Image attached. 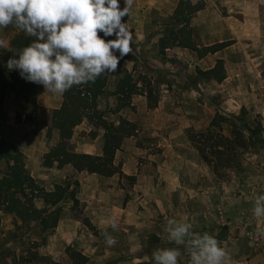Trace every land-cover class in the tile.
Returning a JSON list of instances; mask_svg holds the SVG:
<instances>
[{
    "label": "rangeland",
    "instance_id": "1",
    "mask_svg": "<svg viewBox=\"0 0 264 264\" xmlns=\"http://www.w3.org/2000/svg\"><path fill=\"white\" fill-rule=\"evenodd\" d=\"M204 2L206 6V0ZM218 8L227 15L226 8L219 4ZM168 19L159 29L150 25L147 39L163 34ZM262 21L264 29V15ZM2 31L17 33L12 25ZM250 48L222 50L206 59L201 68L196 66L198 56L193 51L189 50L183 57L185 60L180 61L173 48L165 57L161 56L157 43L146 49V54L162 62L170 61L172 65L171 71L157 74L147 63L140 62L142 51L135 47L124 60L134 63L131 71L142 89H147L148 82L152 83L158 107L163 102L161 112H154L153 116L147 114L144 103L147 98L143 100L139 95H136V104L131 101L128 107L116 112L119 99L114 92L120 78L114 73H108V87L99 100V108L105 112L108 121L116 124L121 117L128 119L129 116L138 117L139 124H153L152 120L159 116L160 124L188 125L185 136L175 138L177 147L164 154L166 149L159 147L161 138L152 137L148 129H140L136 145L147 148L149 155L159 153L161 156L156 161L149 156L136 157L134 170L129 168L134 172L130 176H123L121 170L118 185L128 194L122 205L127 207L131 202L132 208L131 214L120 220L115 230L111 226L103 229L94 226L81 204L78 210L74 206L67 210V203H71L68 200L61 204V217L65 210L71 211V216L81 225L69 246L60 242L49 247V235L43 233L40 226L20 227L21 222L13 215L0 213V264H75L67 254L68 247L85 253L89 258L87 264H153L155 250L178 247L181 251L179 264H191L186 246L169 241L166 230L169 219L191 223L194 234L213 235L227 252L226 264H264V236L260 235L264 231V217L257 218L253 214L256 197L264 194V143L245 152L240 168L230 170L220 178L203 162L191 143L186 145L185 142L190 129L196 132L212 129L217 113L225 117L242 116L251 127L261 125L264 128V41L260 46ZM220 58L235 77L228 89L199 75V71L207 70ZM121 72L122 78L127 72ZM161 88H166V92L162 93ZM238 88H245V91ZM17 114L22 119L27 113L20 110ZM32 114L36 121L35 112ZM224 128L228 134V127L225 125ZM261 136L264 138V131ZM126 152L131 154V146ZM6 166L0 176L6 172ZM159 166L162 168L158 169ZM156 199H160L161 204ZM37 206L43 208L44 205L39 201ZM105 232L116 238L114 246L106 245ZM50 251L55 252L54 255H49Z\"/></svg>",
    "mask_w": 264,
    "mask_h": 264
},
{
    "label": "trees",
    "instance_id": "2",
    "mask_svg": "<svg viewBox=\"0 0 264 264\" xmlns=\"http://www.w3.org/2000/svg\"><path fill=\"white\" fill-rule=\"evenodd\" d=\"M204 0L192 2L179 0L174 14L169 18L166 29L159 39L158 46L161 56L167 55L172 48L189 49L204 58L209 54H216L228 43L216 44L208 47H198L194 41L191 21L197 13L205 9ZM9 47L0 49V108L7 93L12 92L32 106L37 105L38 85L26 82L18 72L7 69V61L13 53L28 46L34 38L16 29ZM199 75L207 80L222 83L226 79L224 61L217 60L215 66L208 71H199ZM108 73L102 74L94 83L89 82L73 86L63 94V104L52 112V125L48 130L51 138L53 130H59V142L43 156V165L47 168H63L71 165L78 172L87 171L102 177L121 175V166L115 165V156L128 138H137L139 128L137 124L121 117L118 124L108 121L106 114L99 108V100L105 95L108 87ZM147 89H142L135 81L132 73H126L116 84L114 95L119 103L116 112H120L131 104L135 95L146 96L148 108L154 109L158 105L152 83L148 82ZM26 121L31 124L33 132L37 133V123L33 114H26ZM17 120L21 121L20 116ZM84 121L97 129L104 131L105 147L102 156L80 154L71 145L74 130ZM229 133H225L224 126ZM212 129L196 132L190 129L187 137L191 145L199 153L203 162L211 169L215 176L224 178L228 171L241 166V156L252 149H257L264 143L261 125L251 127L244 118L236 116L225 117L216 114ZM97 136L96 132L92 133ZM139 147H144L139 144ZM0 161L7 163L6 172L0 176V213L13 215L21 222L20 227L40 226L43 233L51 235L58 227L61 219V204L71 200L76 210L80 207L78 200V180L70 182L67 179L57 184L52 191L46 190L30 175L25 164L24 153L4 137H0ZM41 201L44 206L39 208ZM15 237H17L15 235ZM67 254L75 264H87L89 258L81 252L67 248Z\"/></svg>",
    "mask_w": 264,
    "mask_h": 264
},
{
    "label": "crops",
    "instance_id": "3",
    "mask_svg": "<svg viewBox=\"0 0 264 264\" xmlns=\"http://www.w3.org/2000/svg\"><path fill=\"white\" fill-rule=\"evenodd\" d=\"M191 1L197 2L198 0ZM178 2L179 0H134L131 16L123 18V22H128V27L133 34L132 49L137 47L142 51L140 62L147 63L156 70L155 73L157 74L165 70L169 71V67L172 65L170 61L162 62L156 57L146 54V49L156 45L162 34L157 37H152L151 39H147L146 35L147 32H149L150 25L154 24L155 29L162 27V22L174 14ZM206 3L205 9L197 13L191 21L194 41L198 47L229 43V46L223 49L226 50L232 47L250 48L252 45L256 47L262 44L264 41V29L262 28L264 0H206ZM218 4L227 9V15L219 11ZM120 6L121 9L124 7L123 0H121ZM15 34V31L5 34L4 31L0 29V39L5 41L7 47H9ZM173 49L176 51L174 53L180 61H183V59L185 60L183 57L189 54V49L176 47ZM170 51L172 50L168 49L167 53ZM218 54L219 52L216 54H209L204 58L198 57V59H196V66L198 65L202 68V64L206 59H210V57ZM168 57L171 56L169 55ZM220 59L223 60L222 58ZM133 64L134 63H130L127 60L121 61L117 71L114 73L115 76L121 78L122 70H125L127 73H132L131 69L133 68ZM214 66L215 65H212L204 71H208ZM226 68L225 66V70ZM237 77L239 78L240 75H237ZM234 79L235 77L229 73L227 68L226 79L221 83V87L228 89L231 81ZM237 90L245 91V88H238ZM161 91L165 93L166 88H161ZM139 96L143 100L146 98L145 96ZM136 98L138 97L135 95L132 99L133 105L136 104ZM144 103L146 106L145 111H148L147 114L151 116L154 115V112L158 114L162 110V101L159 103V107L157 105L154 109L148 108L147 99ZM62 104L63 94L50 93L42 85H38L36 106H32L25 102L12 92L7 93L4 103L0 108V137L6 138L24 153L25 164L31 177L46 190L52 191L57 184H61L67 179L78 180L80 186L77 197L85 213L90 218L91 223L100 229L107 228L111 226V219L113 217L116 218L118 223L120 220L122 221L125 216L131 214V202L127 203V207H123L122 205L124 198H126L128 194L127 192L124 193L118 185L119 175L102 177L87 171L78 172L71 165H67L63 168H47L43 165V156L59 142V130H53L51 138L48 137L47 133L49 127L52 125L50 123L52 120V112L59 109ZM20 110L25 114L35 112L38 129L37 133L33 132L31 124H29L24 117L21 121L17 120V113L20 112ZM138 119V117H128L129 121L137 124L139 128L138 134H140V129L142 131L148 129L152 137L161 138L159 139V147L161 146L163 149H166L163 152L164 154L177 147L176 145L178 144L175 138L182 135L185 136V129L188 127V125L184 126V124H160L161 118L159 116L156 120H152L153 124H139ZM167 129H171V131H167ZM91 132H96L97 136H91ZM136 140L135 137L126 139L121 149L116 153L115 165H121L123 176H130L134 173L132 171L130 172L129 168L134 170L137 160L136 157L149 156L152 161H156V159L161 156L159 153H157V155H149L147 148L136 145ZM185 142L188 143L186 145H189V140L187 138ZM71 145L77 153L102 156L105 147L104 131L84 121L75 128L71 139ZM130 146L131 154L128 155V152H126V154L124 151ZM174 156H176L175 153ZM5 165H7L5 161H0V174L5 170ZM161 168V166L158 167V169ZM156 201L161 204L160 199H156ZM73 206L74 204L72 201L71 203H67V210ZM160 210L163 211L162 209ZM70 212H66V210L63 212L55 232L49 235V247H51L50 244L52 243L59 244L60 242L69 246L74 240L75 231L78 230L81 222L74 218L73 215L71 216ZM54 253L55 252L50 251L49 255H54Z\"/></svg>",
    "mask_w": 264,
    "mask_h": 264
},
{
    "label": "clouds",
    "instance_id": "4",
    "mask_svg": "<svg viewBox=\"0 0 264 264\" xmlns=\"http://www.w3.org/2000/svg\"><path fill=\"white\" fill-rule=\"evenodd\" d=\"M133 3L123 0L121 9V0H0V29L12 25L34 38L8 59V71L59 95L73 86L94 83L102 74L115 73L133 51V34L128 22H123L131 16ZM6 47L0 39V49ZM253 214L264 217V194L256 197ZM111 227H118L115 217ZM191 229L189 222L169 219V241L186 246L191 264H226L227 252L218 240ZM104 236L107 246L117 243L111 234ZM180 256L178 247L157 249L153 264H179Z\"/></svg>",
    "mask_w": 264,
    "mask_h": 264
}]
</instances>
